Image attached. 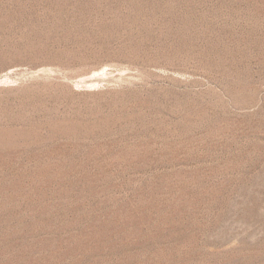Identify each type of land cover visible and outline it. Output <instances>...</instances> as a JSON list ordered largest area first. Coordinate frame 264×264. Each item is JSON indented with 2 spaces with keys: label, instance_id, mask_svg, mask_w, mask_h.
<instances>
[{
  "label": "rangeland",
  "instance_id": "374dc122",
  "mask_svg": "<svg viewBox=\"0 0 264 264\" xmlns=\"http://www.w3.org/2000/svg\"><path fill=\"white\" fill-rule=\"evenodd\" d=\"M0 264H264V0H0Z\"/></svg>",
  "mask_w": 264,
  "mask_h": 264
}]
</instances>
